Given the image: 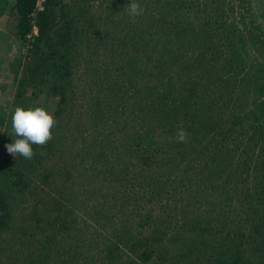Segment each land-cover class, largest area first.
<instances>
[{
	"label": "rangeland",
	"instance_id": "1",
	"mask_svg": "<svg viewBox=\"0 0 264 264\" xmlns=\"http://www.w3.org/2000/svg\"><path fill=\"white\" fill-rule=\"evenodd\" d=\"M133 2L143 9L135 18L128 14L131 0H54L53 36L71 33V75L57 79L40 60L49 47L32 53L30 42L18 38L16 1L0 0V197L8 216L0 229V264H87L108 246L124 264L135 256L126 244L130 235L148 239L157 226L179 220L177 197L192 201L196 214L212 208L180 190L161 189L158 194L171 198H153V182L162 179L169 189L172 175L186 166L163 158L175 147L166 133L154 148L140 140L144 124L160 112L149 107L144 92L181 99L192 86L195 127L203 130L210 117V129L216 123L227 129L231 116L250 114L263 98V63L243 46L246 30L233 0ZM60 41L51 42L64 45ZM54 86L63 91L54 92ZM17 107L43 108L56 122L51 140L32 145L30 160L7 150L16 139L11 117ZM184 126L180 121L179 129ZM210 199L219 203L213 194ZM171 236L166 232L162 244L174 258L163 264H207L217 246L200 239L190 253L187 244L188 258ZM250 248L244 245L242 263L264 264V251L254 257Z\"/></svg>",
	"mask_w": 264,
	"mask_h": 264
},
{
	"label": "trees",
	"instance_id": "2",
	"mask_svg": "<svg viewBox=\"0 0 264 264\" xmlns=\"http://www.w3.org/2000/svg\"><path fill=\"white\" fill-rule=\"evenodd\" d=\"M15 1L18 13L16 24L18 38L24 45L30 42L32 53L38 54L44 45L49 47L47 54L42 53L40 57L46 64V72L53 71L57 79L67 74L71 75L68 55L71 33L67 31L62 35L53 36L58 32L55 30L54 0H46L43 9L38 8L37 0ZM35 28L37 34H34ZM52 39L55 42L61 40L59 43L64 45L58 46L51 42ZM56 84H59L57 80ZM258 87V94L263 98L254 101L250 114L231 116L229 120L231 127L227 129H220L217 123L214 129H210L213 125L209 122L210 117L205 120L203 130L195 127L198 119L190 110L196 92L192 86L188 88L190 95H182L181 99L171 97L172 93L167 94L166 91L160 93L147 89L144 92L146 100L151 102L149 107L160 112L144 124L146 131L140 140L148 144L149 148H154L159 144L156 141L157 137L166 133L164 135L169 137L166 141H172L175 147H170L171 153L162 155L163 158L171 160L178 158L179 161L183 160V166H186L181 171L178 167L179 172L172 175L169 189L162 179L153 182L152 188L157 192L152 195L153 198L161 196L171 198L169 194H158L161 193V189H164L163 193L180 190L179 193H193L187 198L194 200L195 203L203 201L206 207L212 208H208L204 214H196L189 209L192 201L184 200L182 196L177 197L180 198L178 201L180 209L177 210L179 220L175 223L169 221L171 225L163 223L157 226L148 239L130 235V241L126 244L129 246L128 250L135 256H130L124 264H163L165 260H172L174 256L170 255L167 244H162L166 232L172 234L170 241L181 242L180 250L192 243L188 248L190 253L200 239L203 245L212 247L217 244L218 247L214 246L209 250V253L215 256H210L214 260H210L209 257L207 264H246L241 261L246 251L245 244L251 246L250 250L254 257L259 251H264V84ZM53 90L59 93L63 88L54 86ZM180 121L182 126L185 125L181 129L187 133V142L183 143L175 141ZM246 140L247 144L244 143ZM171 144L160 143L162 147ZM212 194L219 198L217 205L214 204L218 202L217 199L215 201L210 199ZM200 197L202 198L198 199ZM0 205L1 229L8 222L7 201L4 197H0ZM148 216L151 218L152 215ZM210 237H214L213 242L207 241L212 239ZM194 239L196 241L191 242ZM221 245H224L222 250ZM188 250L186 247L187 255L190 254ZM177 255L180 256V253ZM190 257L191 254L188 258ZM118 258L120 257L114 254L113 247L108 246L106 251H101L100 257L86 263L119 264Z\"/></svg>",
	"mask_w": 264,
	"mask_h": 264
},
{
	"label": "clouds",
	"instance_id": "3",
	"mask_svg": "<svg viewBox=\"0 0 264 264\" xmlns=\"http://www.w3.org/2000/svg\"><path fill=\"white\" fill-rule=\"evenodd\" d=\"M127 8L128 14L133 18L143 14L141 6L133 0ZM55 123L54 117L43 108L17 107L11 117L12 133L16 139L14 143L7 145L9 154L32 159L34 155L32 145L43 146L51 140ZM175 141L178 143L187 142L186 131L179 129Z\"/></svg>",
	"mask_w": 264,
	"mask_h": 264
},
{
	"label": "flooded vegetation",
	"instance_id": "4",
	"mask_svg": "<svg viewBox=\"0 0 264 264\" xmlns=\"http://www.w3.org/2000/svg\"><path fill=\"white\" fill-rule=\"evenodd\" d=\"M242 14L245 36L241 37L247 51H253L263 63L258 73L264 71V0H233ZM257 73V72H256Z\"/></svg>",
	"mask_w": 264,
	"mask_h": 264
},
{
	"label": "built area",
	"instance_id": "5",
	"mask_svg": "<svg viewBox=\"0 0 264 264\" xmlns=\"http://www.w3.org/2000/svg\"><path fill=\"white\" fill-rule=\"evenodd\" d=\"M40 5V0H37V6L39 9H43L42 7L39 6ZM37 29V28H36Z\"/></svg>",
	"mask_w": 264,
	"mask_h": 264
}]
</instances>
